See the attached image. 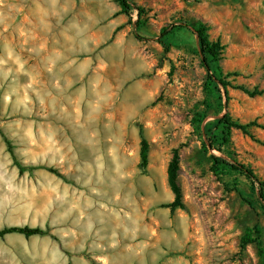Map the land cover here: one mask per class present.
<instances>
[{
    "label": "rangeland",
    "instance_id": "obj_1",
    "mask_svg": "<svg viewBox=\"0 0 264 264\" xmlns=\"http://www.w3.org/2000/svg\"><path fill=\"white\" fill-rule=\"evenodd\" d=\"M127 1L0 0V228L48 230L0 237V264H263L257 189L212 156L264 181V128L225 140L217 122L264 125V92L232 86L264 90V0ZM198 22L223 45L227 94L205 86ZM247 229L259 243L242 251Z\"/></svg>",
    "mask_w": 264,
    "mask_h": 264
},
{
    "label": "trees",
    "instance_id": "obj_2",
    "mask_svg": "<svg viewBox=\"0 0 264 264\" xmlns=\"http://www.w3.org/2000/svg\"><path fill=\"white\" fill-rule=\"evenodd\" d=\"M121 7L123 8L124 12H128L130 10V5L127 0H117ZM139 10V9H138ZM129 14H131L129 12ZM180 27H184L183 25H180ZM208 27L206 26L205 23L203 22H198L193 26V31L195 35L197 36V46H198V52L201 58V63L204 66L206 72H207V82L205 83L206 87L209 89V91H214L218 90L219 91V85H222L225 88V93L227 94L226 91V86L229 85L225 80V77L222 75V72L218 66V61L221 59V53L223 49V45L221 44L219 39L212 40L209 38V35L207 33ZM170 31L166 30V28L163 30V34H168ZM165 51H168V47L166 44H164ZM234 88L241 89L243 92L248 94L249 96H256L260 95L264 92L263 89H258V88H252L249 89L245 87L244 85H232ZM218 124H223L224 131V139L228 140V136L230 133L231 128H236L239 129L242 133L250 136L251 138H254L253 134L250 131L251 126H257L264 128V125H260L256 123L255 121H250L247 123H241L237 122L232 119L230 114L225 113L223 114L220 118H218ZM140 133V166L142 168H145L147 165L148 161V143L146 139L143 136L142 129L139 131ZM210 145L213 146L215 139H211ZM5 142L7 145V149L10 152L11 156L14 158L13 155V150L11 143L8 139L5 138ZM264 145V143H262ZM213 160V165L214 167L216 166H227L231 168L232 170H235L241 174H243L253 186L256 187L257 189V195L258 199L261 203V207L264 211V181L259 179L257 175L255 174L254 170L249 166L244 163H240L235 160H228L223 157L213 155L212 156ZM178 162H179V157L177 151L174 152V155L172 157V160L169 164V169H168V180L169 184L171 186V189L174 193V200L168 204L170 206L171 210H174L175 208H183L184 204L181 201V189L180 186L177 182V172H178ZM14 164L17 166L19 173H23L27 169H31L34 167H27L17 160L14 159ZM48 171L55 173L57 175H60V173L51 167L46 168ZM61 176V175H60ZM8 233H20L23 234L25 237H29L32 235H44L48 233L47 229H42L39 226H28V225H23V226H18V225H11V226H4L0 228V237H3L4 235ZM259 230L258 229H247L244 235L241 237L240 241V248L243 251L248 244H251L253 242L259 243L258 235ZM264 264V263H263Z\"/></svg>",
    "mask_w": 264,
    "mask_h": 264
},
{
    "label": "crops",
    "instance_id": "obj_3",
    "mask_svg": "<svg viewBox=\"0 0 264 264\" xmlns=\"http://www.w3.org/2000/svg\"><path fill=\"white\" fill-rule=\"evenodd\" d=\"M11 234H13V233H8V234H6V235H4V236L11 235ZM19 234H20V233H19ZM22 235H23V234H22ZM4 236H3V237H4ZM32 236H34V235H32ZM29 237H30V236H29Z\"/></svg>",
    "mask_w": 264,
    "mask_h": 264
}]
</instances>
